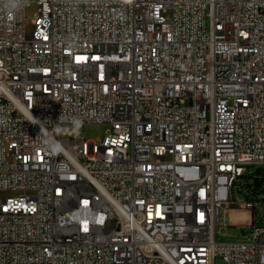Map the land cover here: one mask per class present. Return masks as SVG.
<instances>
[{"label": "built area", "instance_id": "obj_1", "mask_svg": "<svg viewBox=\"0 0 264 264\" xmlns=\"http://www.w3.org/2000/svg\"><path fill=\"white\" fill-rule=\"evenodd\" d=\"M30 1L0 0V264H264V188L234 198L264 177V0H34L28 33Z\"/></svg>", "mask_w": 264, "mask_h": 264}, {"label": "rangeland", "instance_id": "obj_2", "mask_svg": "<svg viewBox=\"0 0 264 264\" xmlns=\"http://www.w3.org/2000/svg\"><path fill=\"white\" fill-rule=\"evenodd\" d=\"M39 11V5L36 1L32 0L27 4L25 14H26V30L28 33H30L33 28V19L35 18L36 14ZM64 127L66 128H73L75 130L74 138H82L85 137L87 139L91 140H97L99 138L104 137L106 132L110 129L109 124H90V125H81L76 124L72 126L71 124H65ZM254 172L253 167H249V171L246 174L247 176L240 178L238 182L235 185L236 191H234V198H238L240 201L245 200L248 196H250V189L249 184L252 182V174ZM247 183V188L243 189V193L240 191L243 188V184ZM16 193L9 190H0V203L1 201L8 197L15 195ZM237 199V200H238ZM245 213H242V212ZM248 210L244 208L239 207H232L227 211V217L226 222L227 226L224 225V220L221 221L220 225L217 226V239L219 241H225V242H234V241H242L245 237L244 234L248 233L251 230V227H243L245 224H247V221H243L242 219H233L232 215L233 213H236L237 215L248 217L249 214L247 213ZM256 212L260 218L264 217V208L259 207L256 209ZM243 227V228H242ZM216 264H223V260L218 257L216 260Z\"/></svg>", "mask_w": 264, "mask_h": 264}, {"label": "trees", "instance_id": "obj_3", "mask_svg": "<svg viewBox=\"0 0 264 264\" xmlns=\"http://www.w3.org/2000/svg\"><path fill=\"white\" fill-rule=\"evenodd\" d=\"M261 173V171H259ZM252 182L248 185L247 183H244L243 186L244 188H247V185L249 186V189L251 191L250 196L248 198H251L253 195H256V193L262 188H264V177L263 176H257V177H252ZM255 213H257L255 211ZM264 218V217H263ZM262 218V219H263ZM264 221L259 220L258 222L255 223H262Z\"/></svg>", "mask_w": 264, "mask_h": 264}, {"label": "bare ground", "instance_id": "obj_4", "mask_svg": "<svg viewBox=\"0 0 264 264\" xmlns=\"http://www.w3.org/2000/svg\"><path fill=\"white\" fill-rule=\"evenodd\" d=\"M232 218L234 220L238 219V218H243L244 221H248L249 220V216L248 217H243V216L237 215L236 213H233Z\"/></svg>", "mask_w": 264, "mask_h": 264}, {"label": "clouds", "instance_id": "obj_5", "mask_svg": "<svg viewBox=\"0 0 264 264\" xmlns=\"http://www.w3.org/2000/svg\"><path fill=\"white\" fill-rule=\"evenodd\" d=\"M52 150L53 151L59 150V145H56Z\"/></svg>", "mask_w": 264, "mask_h": 264}, {"label": "crops", "instance_id": "obj_6", "mask_svg": "<svg viewBox=\"0 0 264 264\" xmlns=\"http://www.w3.org/2000/svg\"><path fill=\"white\" fill-rule=\"evenodd\" d=\"M242 213H245V212L243 211ZM247 213H248V214H250V212H249V211H247Z\"/></svg>", "mask_w": 264, "mask_h": 264}]
</instances>
